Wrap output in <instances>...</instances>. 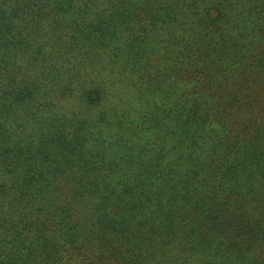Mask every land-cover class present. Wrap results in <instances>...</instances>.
Here are the masks:
<instances>
[{
  "label": "trees",
  "instance_id": "16d2710c",
  "mask_svg": "<svg viewBox=\"0 0 264 264\" xmlns=\"http://www.w3.org/2000/svg\"><path fill=\"white\" fill-rule=\"evenodd\" d=\"M97 258L264 264V0H0V264Z\"/></svg>",
  "mask_w": 264,
  "mask_h": 264
},
{
  "label": "rangeland",
  "instance_id": "374dc122",
  "mask_svg": "<svg viewBox=\"0 0 264 264\" xmlns=\"http://www.w3.org/2000/svg\"><path fill=\"white\" fill-rule=\"evenodd\" d=\"M97 261H98V258H97V259H94L95 264H96V263L99 264V263H98L99 261H98V262H97Z\"/></svg>",
  "mask_w": 264,
  "mask_h": 264
}]
</instances>
